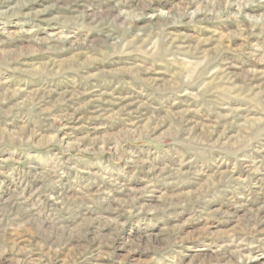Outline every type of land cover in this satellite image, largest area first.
I'll return each mask as SVG.
<instances>
[{
	"label": "rangeland",
	"instance_id": "rangeland-1",
	"mask_svg": "<svg viewBox=\"0 0 264 264\" xmlns=\"http://www.w3.org/2000/svg\"><path fill=\"white\" fill-rule=\"evenodd\" d=\"M9 2L21 7L20 15L0 16V264H47L53 257L47 235L69 232L73 240L55 250L58 264H264V92L257 89L249 99L241 91L264 89L261 79L252 78L264 72L258 62L264 35L232 39V22L204 29L169 25L163 31L173 41L191 40L197 47L216 34L212 47L223 50L215 78L204 81L206 98L161 100L168 106L142 120L109 122L101 113L119 112L125 104L138 102L144 111L147 96L136 90L138 82L129 86L133 72L160 82L175 75L152 63L146 34L126 36L122 18L113 17L150 2L143 12L154 22L157 12L193 0H128L120 8L115 6L121 0ZM144 23L134 21L130 31ZM117 38L122 43H114ZM203 53L210 55L207 47ZM45 120L60 131H43ZM183 121L197 137H211V151L231 163L216 167L193 160L198 182L177 186L176 178L167 177L156 183L154 198L136 200L139 211L122 204L150 181L151 173L136 171L141 160H153L161 172L187 170L183 160L165 158L174 142L172 125ZM14 137L15 143H3ZM20 140L34 146H21ZM233 148L238 151H225ZM57 155L70 171L58 168ZM133 172L139 179L129 181ZM103 177L117 181L119 190ZM161 198L171 207L155 215H170L171 223L145 230L142 218L153 215L145 209ZM99 200L102 206L93 203ZM109 204L116 212L105 211Z\"/></svg>",
	"mask_w": 264,
	"mask_h": 264
},
{
	"label": "clouds",
	"instance_id": "clouds-1",
	"mask_svg": "<svg viewBox=\"0 0 264 264\" xmlns=\"http://www.w3.org/2000/svg\"><path fill=\"white\" fill-rule=\"evenodd\" d=\"M128 0H121L120 4L115 7L120 8L123 4H126ZM150 2L147 4H137L136 8L140 11L133 14H129L125 11H119L113 19H120L121 23L119 27L124 30L126 36L140 35L144 33L147 35L148 40L145 44L147 55L152 58V63L154 65L160 64L163 70L170 74L173 71L175 75L171 77L170 81L160 82L156 79L144 78L139 75L138 72L132 73V80L129 81V86L131 87L133 82H138L139 88L136 89L147 99L144 101V111L141 112V106L137 102L136 106L131 107L125 104L119 112L110 113L101 116L106 121L113 120H123L125 122L129 120H142L145 115L149 112L157 111L168 105L162 104L161 100H168L169 104H175L179 97L191 98V101H203L208 92V86L204 84V81L210 78H215L218 73V65L215 61L218 58L219 52L223 49H214L212 44L216 43V34L210 32L211 43L205 45L201 42L200 47L196 46L195 41L185 42L183 39L180 41H173L167 32L163 29L167 28L169 25H185L187 27H192L193 29L199 28L204 29L206 26L211 25L212 27H227L228 22L235 24V30L229 32V37L232 39H237L243 36L245 33H255L257 35H264V0H199L196 3L193 0L192 3L182 2L180 5H173L167 11H159L156 13L155 20L153 22V17H145L143 9L145 7H150ZM21 7L19 4H11L9 0H0V16L9 17L20 15L18 9ZM131 7V5H129ZM25 15H31V13H26ZM145 19V23L139 25L135 30H131V24L134 21ZM257 29L259 31L257 32ZM144 37L141 36V39ZM80 43H83L81 41ZM116 44L122 43L118 38L114 41ZM207 47L209 49L210 55H205L203 49ZM235 51L240 52L241 49H235ZM259 63H264V58H260ZM183 66V67H181ZM102 76H117L116 72H102ZM252 78H259L264 82V72L258 74H252ZM251 84V80L249 81ZM259 89L264 92V89H260L259 85L249 87L247 89H241L246 98L252 99L254 92ZM161 94L158 97L157 94ZM166 93V95H163ZM202 106V105H201ZM251 109L252 104L248 105ZM131 108V110H129ZM194 111H199L197 107ZM10 113H5L8 115ZM170 114V118H171ZM183 115V114H181ZM264 115V111L261 112ZM188 121L176 122L172 125L174 142L170 146V151L167 153L165 158L170 159L174 162L176 160H183L185 164L188 165L186 171H178L174 168L165 169L161 172L157 167L153 166V160H141L136 167V171H146L151 173L150 181L144 182V187L139 192L135 194V198H131L126 202L128 207L139 208L136 204V200L140 197H151L156 196L155 185L159 180L166 179L167 177L176 178L177 186L181 184H186L189 182H198L197 174L193 171L195 165L192 163L193 160L202 161L205 165L219 167L221 163L230 164L227 156L224 153L216 155L211 151L215 147V143L212 141L211 137H197L188 130ZM43 131L54 130L59 132L60 129H50L47 121H43L40 125ZM115 126V125H112ZM127 138H122V142H126ZM18 138L14 137L11 139H4L3 143H15ZM159 142V140L157 141ZM21 146L27 145L32 147L34 145L29 144L26 140L19 141ZM58 143L61 145V151H63V139H60ZM238 151V149H225V151ZM131 155V153H130ZM57 161V166L63 167L65 171H70L69 165L60 160L59 156L55 157ZM72 159L71 157L69 158ZM82 157L77 158V162L80 161ZM144 165H148L144 168ZM37 178H41L39 175ZM59 179V175L57 177ZM107 183L113 185L112 190L118 191L120 185L117 181L109 179L108 177H103ZM139 179L136 176V172H133L132 176L128 177V180ZM199 179H202L200 177ZM212 194L209 193V196ZM199 199V197H197ZM100 206L103 205L104 201H93ZM167 207H171L167 204L163 198L160 199L159 203L155 207H148L145 211L153 213L151 217L145 216L142 218V225L145 230L156 231L162 226L163 223H171V216H157V212H166ZM108 212H116L111 205L105 209ZM122 212H117V216L123 215ZM179 232L177 231V236ZM74 233L69 232L67 235L60 234L53 236L49 233L46 237V242L50 243L53 250V257L47 262V264H58L59 258L55 256V250L59 248L63 250L68 246V244L73 240ZM80 236L87 240L88 237L85 233H80ZM235 243V237L232 238ZM177 243L181 241L177 239ZM89 244L92 241H88ZM241 245H245V241H240ZM87 249H85L86 251ZM80 255H84V251H81Z\"/></svg>",
	"mask_w": 264,
	"mask_h": 264
}]
</instances>
